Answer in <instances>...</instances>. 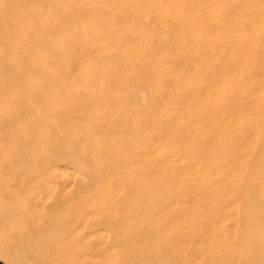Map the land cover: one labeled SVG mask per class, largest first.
Returning a JSON list of instances; mask_svg holds the SVG:
<instances>
[{"label": "bare ground", "instance_id": "1", "mask_svg": "<svg viewBox=\"0 0 264 264\" xmlns=\"http://www.w3.org/2000/svg\"><path fill=\"white\" fill-rule=\"evenodd\" d=\"M102 36L103 60L86 59L89 47L76 61L0 59V172L55 173L66 161L99 190L88 214L101 221L124 216L121 204L127 219L152 220L160 188L174 196L167 221L220 209L212 249L220 263L251 264L243 247L264 246V0H103ZM147 191L157 212L134 209ZM186 191L196 195L184 213ZM263 252H253L262 264Z\"/></svg>", "mask_w": 264, "mask_h": 264}, {"label": "rangeland", "instance_id": "2", "mask_svg": "<svg viewBox=\"0 0 264 264\" xmlns=\"http://www.w3.org/2000/svg\"><path fill=\"white\" fill-rule=\"evenodd\" d=\"M149 22H151V20ZM156 27L154 26L152 28L151 26L153 33L160 37L163 33L160 34L159 30L162 29H160V27L156 29ZM155 31L159 34H156ZM97 35L100 36L98 37ZM102 35L103 0H0L1 60L8 59L7 61H20L22 59V61L36 60L37 62L44 60L49 61L51 59L53 61L58 59H63L64 61L68 59V61H71L73 59L76 61V59H85L81 54H87L85 50L88 49V47V54L90 55L86 57V59L103 60V50H101L103 48H99V46L103 47V45L101 46V44H103ZM38 48L39 50H37ZM83 48H85V52H81ZM91 48L92 50H90ZM93 49H95V51ZM99 50L101 52H99ZM91 51L97 53L94 55ZM28 52L30 54L33 53L28 55ZM50 52L51 54H48ZM53 52L55 54L62 52L63 55L57 54L58 56H54ZM21 53H28V56L26 54V56H22ZM67 53H71V56ZM76 53L78 54L76 55ZM98 53H101L102 56H97ZM169 62L172 63V61ZM174 64L175 62H173L172 65ZM174 67H176V64ZM138 89L139 95L137 92L136 94L142 96L144 90L142 89L141 91L140 87ZM135 90L137 91V88H135ZM133 94L135 95V98L133 97L134 100L139 101L140 97L137 100L136 97L138 96L135 92ZM144 94L145 92L143 95ZM144 96V99L141 98L142 102L139 101L141 104L147 98V95ZM146 102L147 100L144 103ZM246 133H248V130ZM245 134L244 136L248 135ZM132 139L133 138H131V140ZM65 162L61 160L55 163L58 164L56 165L58 169L60 168L59 170L57 169L59 172L55 171V173L41 172V174L38 173V175H35L34 173L29 174V172H0V264H217L218 262V264H224V262L220 263L222 260L220 259L221 255L219 256V253L214 252V248L212 249L215 245L211 243L210 239H212L213 234L210 231L211 225H208L211 224L209 218H212L215 212H219L220 209H218L219 211L217 209L211 210L208 205L207 208L209 211L211 210V212H208L207 208L205 209L206 213L208 212L209 215L208 220H205L206 222L203 219L201 220L199 216V219L196 217L198 211L195 213L193 212L194 215L192 219L185 220L186 218H184L181 221L182 218L180 219L179 217L176 220L169 219L167 221L161 218L160 215L161 212L164 211L162 208H165L164 204H166L168 198L170 197L169 201H172L174 196H171L172 192H163L164 194L166 193L168 197H165V201L164 199L161 200L159 196L163 195L162 198H164V194L161 193L163 189L161 190L160 188L158 189V192H160V194L158 193L159 196H156L157 199L156 197L154 198L158 200L159 203H164L163 206L161 204L160 207V204L154 198L153 200L156 202L153 205V200H148L150 192L147 191L149 194L144 192L146 194L143 193V196H141L142 194L140 195L142 197L140 202H144L143 199L147 196L144 200H146L149 205L147 206L146 202H144L145 205L142 204L141 206L140 203L139 206H136L138 208H134L136 211H139L140 208H142L143 211L145 208H148L147 210L145 209V211L153 210L155 212L156 209L160 207L159 209L161 210H157L158 212L156 211L157 215H154L152 220L148 217L146 218L150 220V222L146 219V222L141 219V221L143 220L144 222L142 223L138 220V223L137 220L130 219V221L127 219L130 218L127 215H129L128 213L131 212V209L126 204H124L126 207L123 204L120 205L121 207L124 206L122 208L120 206L116 207V210L118 208V212L121 209L124 212L120 210V213L122 212L124 216H127L126 218V216L124 217L120 214L119 218L122 222L119 218L115 219L120 221L117 224H114L116 223L115 220L112 222L101 221L100 216L94 218L88 214L93 206L95 207L93 202L99 198V190L92 189L88 186L85 175L83 176L80 170L75 171L77 170L76 167L73 170L74 165ZM61 170L64 172L62 173ZM72 172H74V174ZM76 173H78L80 177ZM80 173L82 175H80ZM81 176L82 180L80 179ZM83 177H85L86 180ZM83 181H86L84 184L87 185L89 189L81 183ZM129 192H132L133 196V191L131 189ZM129 192L127 191L128 194H126L128 200L124 199L125 203L126 201L129 203L132 197L129 198L131 195V193L129 195ZM186 193H176V197H180L178 203L180 208L183 207L181 210L182 212L184 211V213L189 210L188 206H190L189 202L186 200L192 197V199H195L194 195H196L190 191H186ZM190 195L192 196L190 197ZM89 196H91V198ZM181 198L185 201L183 202ZM90 199L91 201H89ZM169 201L167 202L170 204ZM262 202L263 201L260 203ZM169 204H166V206ZM186 205L187 207H185ZM154 206L159 207H155L154 209ZM197 206L198 208H202V206ZM262 206L264 207V204H261L258 208L261 209ZM149 207L151 208L149 209ZM181 210H179V212H181ZM123 217L126 220H123ZM155 217L157 219L160 218V220H158L160 224L156 223L157 219ZM188 220L191 221L192 225H189L190 221ZM239 220L237 225L233 226L235 230L238 228V232L234 231L236 234H240V231L242 233L241 228L243 225L240 223L243 224V221H241L240 218ZM152 221L154 222L151 223ZM195 221H200L201 223L195 224ZM105 225L109 226L106 228ZM138 226H143L145 230L142 229L143 227H140L143 230L141 231L140 228L138 229ZM198 227L204 228L203 231H199L200 229H198ZM207 230H209V232ZM241 236L240 234L241 240L245 239ZM208 242L210 243L207 244ZM259 242L261 244L262 240ZM260 244L254 245V248L256 247L255 249L250 246L252 249L249 247L250 250L248 253L243 247L242 251H244V253L241 252L245 254L244 259L247 261L250 259L249 263L262 264L256 261L260 258L259 255L264 250L263 243L261 246ZM148 245L151 248H149ZM257 246L261 247H259L260 249H258V252L256 251L258 248ZM152 248H154L155 251ZM229 248L235 250L234 247L230 246ZM229 248L228 251L232 254L233 252H231ZM208 249H212V251ZM260 250L262 251L260 252ZM252 251L255 252L256 257V254H258V259H256ZM229 252L226 253L227 256H230V254H228ZM217 258L220 259V261H218ZM212 261H214V263H212ZM243 262L245 263V260ZM243 262L241 261L240 264ZM228 263L229 262H227V264Z\"/></svg>", "mask_w": 264, "mask_h": 264}]
</instances>
